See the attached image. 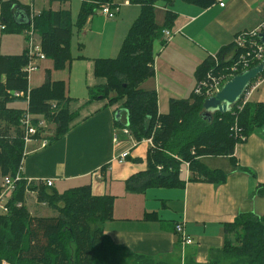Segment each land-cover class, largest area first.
I'll list each match as a JSON object with an SVG mask.
<instances>
[{
  "label": "trees",
  "instance_id": "obj_1",
  "mask_svg": "<svg viewBox=\"0 0 264 264\" xmlns=\"http://www.w3.org/2000/svg\"><path fill=\"white\" fill-rule=\"evenodd\" d=\"M49 1L65 3L69 0ZM174 1L128 0L129 4L139 7V14L130 25L117 56L93 61L94 76L104 78L105 83L88 89V101L105 100L108 106L120 102L119 108L126 113L125 125L115 121L114 126H126L136 142L151 141L146 170L124 183L126 191L133 194L150 188L182 187L183 163L188 164L191 182H224L228 172L222 167H208L203 161L208 158L225 159L230 172L240 171L252 176L233 161L234 146L239 138L234 137L230 129L235 126L238 135L246 138L264 126V103H243L244 95L230 112L215 113L208 120L201 117L203 95L191 92L185 100L171 99L167 113L159 114L155 92L139 87L153 75V42L161 40L162 32L170 30L177 18V14L168 9ZM177 1L199 9L216 4V0ZM158 4L165 8L160 26L155 22ZM104 5L116 7L113 0H82L74 24L69 11L46 10L30 18L27 10L26 18L30 21L27 25L16 24L13 19L14 8H22L17 1H0V24L7 34L24 33L31 26L39 37L43 57L53 61L55 70H61L72 58L73 27L81 31L87 19ZM161 42L166 43L163 39ZM247 52H252V48H240L234 41L221 47L196 68V82L227 74ZM34 58L27 50L18 56L0 55V177L13 178L18 171L24 149L21 120L25 114L33 116L34 126L40 118L54 124L52 136L46 138L48 143L67 133L73 117L68 112L70 99L65 98L64 83L51 82L48 71L40 87L29 89L26 67ZM256 64L250 62L249 68ZM263 76L264 71L258 78ZM15 102L25 103L26 107L9 106ZM42 132L43 128L37 129L30 138L38 140ZM103 170L105 167L101 168L104 176ZM161 173L166 177L158 176ZM27 191L36 193L37 202L45 204L54 216L30 215L26 206ZM113 202L111 196L92 195L89 185L59 194L42 184L17 182L7 213L0 215V264H157L150 257L113 244L103 233L102 224L112 219ZM16 203L22 206L17 208ZM153 215L147 217L154 218ZM70 244L73 245L72 255ZM207 264H264V215L240 213L231 224H225L223 244L210 251Z\"/></svg>",
  "mask_w": 264,
  "mask_h": 264
},
{
  "label": "crops",
  "instance_id": "obj_2",
  "mask_svg": "<svg viewBox=\"0 0 264 264\" xmlns=\"http://www.w3.org/2000/svg\"><path fill=\"white\" fill-rule=\"evenodd\" d=\"M14 1L24 8L22 12L29 11L30 18L46 10L69 11L74 24L82 0ZM223 3V7L215 4L199 9L175 0L168 8L177 14L170 29L172 37L164 44L162 39L153 42V75L139 86L155 92L159 114L167 113L169 100L189 97L196 83V68L207 57L264 21V0ZM113 4L117 9L113 18L96 12L81 31L73 27L72 58L61 70H55L53 61L43 57L35 59V70L27 73L29 89L40 87L47 71L51 82L64 83L65 98L70 99L68 112L73 117L67 133L52 143L46 138L52 136L55 126L45 121L40 138L24 145L21 175L32 182L52 180V188L59 194L89 185L92 195L113 197L112 219L102 224V230L115 245L150 257L157 264H207L210 251L223 244L225 224H231L240 213L264 215V128L234 146L233 161L252 176L230 172L225 159L208 158L203 160L208 167H222L228 172L224 182H191L182 176V187L150 188L141 194L127 192L125 181L146 170L150 144L148 140L136 142L130 134L123 133L124 127L114 126L115 121L125 125L126 113L119 108L120 102L108 106L105 100L88 101V89L105 83L104 78L94 76L93 61L117 56L139 14V7L128 0H113ZM155 11V22L160 26L165 8L158 4ZM1 27L0 24V55L18 56L31 48L40 51L39 37L31 26L27 32L17 34L4 33ZM246 101L264 103V76L251 83L243 96V103ZM22 104L24 109L26 104ZM42 141H47L44 148L40 147ZM126 151L128 157L119 163L118 157ZM33 199L26 198L27 207L32 206ZM151 214L154 218L147 217ZM177 224L183 225L193 244L180 247Z\"/></svg>",
  "mask_w": 264,
  "mask_h": 264
},
{
  "label": "built area",
  "instance_id": "obj_3",
  "mask_svg": "<svg viewBox=\"0 0 264 264\" xmlns=\"http://www.w3.org/2000/svg\"><path fill=\"white\" fill-rule=\"evenodd\" d=\"M216 4L219 7L224 6L223 0H216ZM116 11H117L116 7H113L111 5H104L99 9L98 13L100 15L104 16L105 18L111 19L114 17ZM263 31H264V21L259 26L255 27L249 31L243 32V33L239 34L238 36H236V38L234 39L235 45H237L238 47L243 48V49L246 46H248L249 49L251 47L252 52H247V54H245V55L242 54L240 56L239 61L237 63L233 64V66L230 68V70L227 74L221 73V74L217 75V77H213V78L208 79V80L202 79V80L196 82L195 86L192 90V93L195 95H203L205 99L212 97L221 89L222 85L225 82H227L233 76L238 74L237 72L239 69H240V72H242V71L249 68L250 62L255 61V62L259 63L264 56V47L260 44L258 35H259V33L263 32ZM29 35H30V33H29ZM171 37H172V33L170 30H164L162 32V39L165 42H168ZM30 43H31V39H30ZM29 54L34 55L35 58L33 59V61L29 62L28 66L26 67L27 73L35 70V67H34V60L35 59H37V58L42 59L43 58V55L40 53V51L38 52L32 48L29 50ZM15 96H21V94H15ZM238 109H240V107H238ZM33 119H34L33 116H31L29 114H25L21 120V127L24 131V145H27L31 141H33V139H31L30 137H32L36 134L37 129H41V128L45 127V120L43 118L38 119L37 124L35 126L32 125V123H31V121ZM122 131L126 135H129L126 127L122 128ZM230 131L234 134V137H238L239 140L244 139V137L238 135V130L235 126L231 127ZM147 140H148L149 144H151L150 139H147ZM45 144L46 143L44 141H42L40 146L44 147ZM128 155L129 154L127 151L120 154L117 161L119 163L123 162L128 157ZM183 165L185 167H188L187 163H183ZM0 178H1L0 215L7 213L8 203L12 198V195L15 191V184L17 182L24 180V181H26L27 184L35 183V184H42L46 187H52L53 186V181L48 180V179L36 181V182H32L30 180L24 179L21 175V169L20 168L18 169L16 175L13 178L8 177V176L0 177ZM28 196L34 197L35 202L38 203L37 199H36V193L27 191L26 192V198ZM40 205L45 206V204H41V203H40ZM21 206H22V203H16L15 204V207H17V208H19ZM175 233L177 234V237L179 239L180 247L183 248L185 246L193 244V240L185 234V232L183 230V225L177 224L175 226Z\"/></svg>",
  "mask_w": 264,
  "mask_h": 264
},
{
  "label": "water",
  "instance_id": "obj_4",
  "mask_svg": "<svg viewBox=\"0 0 264 264\" xmlns=\"http://www.w3.org/2000/svg\"><path fill=\"white\" fill-rule=\"evenodd\" d=\"M13 19L16 24H30L26 18V14L19 8H14ZM260 44L264 47V31L258 35ZM264 71V56L262 60L225 82L221 89L212 97L203 101L202 118L210 120L215 113L226 114L239 102L240 98L245 94L249 86L255 81ZM126 127V126H125ZM160 177H166V174H158Z\"/></svg>",
  "mask_w": 264,
  "mask_h": 264
},
{
  "label": "rangeland",
  "instance_id": "obj_5",
  "mask_svg": "<svg viewBox=\"0 0 264 264\" xmlns=\"http://www.w3.org/2000/svg\"><path fill=\"white\" fill-rule=\"evenodd\" d=\"M70 16H71V14H70ZM9 106L10 107H13L15 109H21L23 107V104L22 103L15 102V103L9 104ZM263 128H264V126H263ZM47 133L50 134L51 133V130H48ZM47 133H46V135H48ZM45 143H46L45 144V146H46L47 145V141ZM44 147H41V148H44ZM24 150H25V146H24V149H23V153H24ZM22 156H23V154H22ZM19 168H20V166H19ZM180 174L182 176L186 177L185 180H188V181L190 180V178L192 176L191 173L189 172L188 167H185L184 165H182V168L180 169ZM0 184H1V178H0ZM33 202L34 203H32V206H28L27 207L30 215H32V216H42V217H49V216L54 215V213L51 212V210L48 207H45V206L44 207H41L40 204L36 203L34 199H33ZM69 250L71 252L70 254L72 255L73 245H71V244L69 245ZM3 264H7V263L3 262Z\"/></svg>",
  "mask_w": 264,
  "mask_h": 264
},
{
  "label": "bare ground",
  "instance_id": "obj_6",
  "mask_svg": "<svg viewBox=\"0 0 264 264\" xmlns=\"http://www.w3.org/2000/svg\"><path fill=\"white\" fill-rule=\"evenodd\" d=\"M40 53H41V51H40Z\"/></svg>",
  "mask_w": 264,
  "mask_h": 264
}]
</instances>
